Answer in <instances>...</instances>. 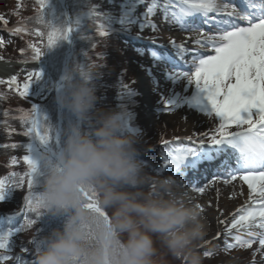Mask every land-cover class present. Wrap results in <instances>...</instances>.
Returning a JSON list of instances; mask_svg holds the SVG:
<instances>
[{"label": "rangeland", "instance_id": "1", "mask_svg": "<svg viewBox=\"0 0 264 264\" xmlns=\"http://www.w3.org/2000/svg\"><path fill=\"white\" fill-rule=\"evenodd\" d=\"M192 2L193 0H144L139 11L140 24L146 28L145 32L148 35L154 37H146L147 35L142 32L138 40L132 42L129 39L130 48L122 42H128V39H109L110 37H106L107 35L102 32L103 41L100 40V44L115 49L120 48L119 51L116 50V57L122 59L120 63L113 61L108 67L104 65L106 59L100 61V66L103 64V72L99 71L100 67L92 68V48L87 45L81 47L78 66L85 72L81 86L97 87L96 91L101 95V99L96 112L103 116V122L88 132L89 140L86 136L89 158L92 162L98 163L89 173H94L93 179L104 191L112 188L113 184H118L116 181L119 178L127 183V171L121 159L110 160L113 154L109 149L112 147L110 145L117 141L118 143L137 142L138 153L149 160L150 154L153 156V152L149 150L165 138L169 145L176 144L174 148L184 154L186 161L182 166H178L172 160L169 165H163L166 158L160 163L153 160V164L157 165L160 172L158 169L154 171L153 178L139 179L136 191L138 196L143 195L142 201L148 203L139 206L137 200L131 199L135 203L132 206V201L128 202L134 210V215L142 213L145 219L136 230L138 238L129 241L128 245L136 250L141 263L182 264L176 261L175 255L182 260L186 257L185 253H189L187 257L189 264H264V169L251 171L241 163L239 171L234 172L231 156L236 153L233 150L237 149V152L242 154H245V150L239 151V148L233 145L220 144L222 139L220 137H225L226 134L237 129L252 127L264 117V68L261 64L253 65L251 62L247 63L246 68L228 66L225 53L217 49L222 41L216 40V37H212L214 40L209 43L202 40L183 44L170 36H165L164 28L173 26L178 20L179 9ZM5 5L7 9L13 10L12 14L16 17L18 15L14 11L16 10L14 6L21 9L27 7L35 12L40 10V3L34 0H9ZM102 5L104 8L110 6L107 2ZM36 16L37 22H42L38 27L47 28L41 13L37 12ZM84 37L93 38L89 35L80 38L84 39ZM31 44L35 47V55L39 57L41 52L39 47L35 43L31 42ZM87 44L95 45L93 42ZM66 45L62 46V52L65 51ZM14 46L18 47L17 44L12 47ZM9 50L11 53H16L13 49ZM170 52L175 53L174 56L169 55ZM111 61L112 59L109 58L108 62ZM249 65L252 67L250 68ZM94 74L100 75L96 78ZM122 76L129 88L136 91L133 92L137 96L136 102H139L138 105H133L132 99L125 101L126 106L118 115L122 117L126 112L133 110L134 116L132 113V117L122 123L125 130L127 125L133 137L131 134L125 136L120 132L116 114L106 111L107 105L104 103L105 95H108L105 86L115 87V83ZM18 85L20 88L15 89L27 95L29 102L45 100L43 89L30 77L26 83L19 82ZM94 97H96L94 102H97L98 94L94 93ZM42 116L41 112H36L33 116L35 121L30 120L31 130L35 129L38 139L29 147L26 152L28 155H24V161L28 163L29 157L39 160L43 154L40 150L43 148L48 153V157H43L41 163L53 167L54 181L60 180L61 176H65V172L60 173L57 167L56 157L59 149L57 146L51 147L50 142L44 139L41 133ZM5 130L6 127H0V135L1 138L3 137L0 140V151L5 145L7 151L9 150L8 145L4 143L9 133ZM259 131L260 136L259 134L243 135L241 140L246 142L243 146H249L255 140L261 145L264 142V127ZM9 135L12 136V132ZM175 139L179 140L174 142ZM218 145L224 148L220 149ZM79 150L82 153L85 150L81 143ZM115 151L118 153V150ZM1 158L3 161L5 156ZM246 160L247 157L244 156L243 161ZM39 164L40 162L36 163ZM138 166L141 170L140 174L146 173L145 165ZM98 179L101 182H98ZM22 183L18 184V187ZM196 186H200L199 189L205 198L195 206L194 210L198 217L192 220L195 228H190L186 222V213H182L181 204H178L174 197L182 191L194 190ZM143 188H148L150 196ZM0 194H5V191ZM52 194H54L53 188H43L34 192L37 196L34 199L41 201L46 196V201L40 203H44L51 210ZM109 195L106 196L109 198ZM15 200L12 204L4 206L12 209L23 202L21 197ZM205 200L210 202L211 206L204 204ZM79 201L84 204L82 197ZM85 202L91 203L92 198L87 195ZM32 204L37 203L34 201ZM23 216L24 214L21 220L25 218ZM92 219L95 220L94 217ZM98 219L97 216L94 224L99 229L102 226L98 223ZM200 225H204L206 230H200L198 228ZM102 229L104 238L105 224ZM158 230L164 232L162 236L155 234L159 233ZM0 232V238L7 237L4 236L6 234L4 229ZM36 233V230L29 229L24 236L29 239ZM69 247L72 251V242ZM99 250L102 264H108L109 261L116 263L112 255L115 250L113 247H110L109 261L105 259L103 261L104 250L101 247ZM124 258L127 261L125 264H136L125 253ZM95 264H98L97 259Z\"/></svg>", "mask_w": 264, "mask_h": 264}, {"label": "trees", "instance_id": "2", "mask_svg": "<svg viewBox=\"0 0 264 264\" xmlns=\"http://www.w3.org/2000/svg\"><path fill=\"white\" fill-rule=\"evenodd\" d=\"M68 2L72 15L74 16L75 51L77 54L79 55L81 47L87 45L89 48H92V68L100 67L99 71L102 72L103 64L100 66V61L106 59L107 62L104 63V65H107V67L109 64H113V61L114 63H120L122 59L116 57V50L119 51L120 48L115 49L111 46L107 47V45H101L100 40L103 41V37H101L102 32L107 35L106 37H110L109 39L114 38V40H117L119 35L114 32L126 29L133 30L132 25H129V20L126 21L124 17V13L127 11L124 0H68ZM104 2L109 3L110 6L104 8L102 5ZM28 11L29 9L26 8L25 12ZM32 14H35L34 10ZM41 15L43 17V23H46L47 28L37 30V32L33 34L38 36L45 30V34L48 36V32L52 30L50 34L52 43L51 51L53 53L55 52L56 55L64 45V33H62L64 31H62V29H64L65 23L63 10L58 0H48V6H43ZM83 35H89L93 38L84 37V39H81L80 37ZM35 36H31V38L40 49L44 45L45 36ZM48 42L49 41H47L44 46V50L46 51ZM88 42H93L95 45L90 46L87 44ZM52 52L51 55L53 54ZM109 58L112 59L111 62H108ZM99 71L96 72L99 73ZM83 72L84 71L79 69L77 61L72 73L73 79L77 82L75 92L69 88L65 100L66 113L64 120L66 135L64 138H66L67 144L69 142V137H72L76 141H83L86 144V136L89 140L88 132L91 131L90 129L93 130L103 122V116H100L96 112V108L100 104L101 95L96 91V86L92 85L90 88L81 86L84 78L83 75L85 74V72ZM99 75L100 74H94V77L97 78ZM123 79L125 80L122 76V78L115 83V87H107L104 84L108 95H105L102 91L106 99V102H104L107 105L106 111H112L114 115L120 107L118 98L122 96L123 99L125 98L124 96L127 95L125 86L127 82L126 80L123 81ZM117 90L121 91L119 95L117 94ZM94 93L98 94L99 100L97 102H94L96 99ZM17 101H20V99ZM51 101H48V105L45 106L49 113L48 122L50 125V137H52V131H54L56 125L55 105L53 99ZM123 101L124 99L122 102ZM69 102H73L72 104L75 110H72V107L68 109ZM86 102L88 106L85 104ZM27 105L28 102L22 100L16 105L13 112H11L9 108L4 111H7L6 114L13 117L15 124H9L8 129L7 125L5 126V131L9 133L6 135L4 143L8 145L9 150L7 151V146L5 145L0 151V180L3 183V185L0 186V192L5 191V194H0V231L5 229L7 233L6 236H8L6 238H0V264L1 262L5 264H95L96 259L98 264H102L99 259V249L104 234L102 229V227H104V219L99 217L98 223L102 227L98 229L94 224V221L97 220L96 216L91 214L92 212L82 211L77 206L71 183L66 174L65 176H61L60 180L54 181L53 173L46 163L35 169V172H32L31 169H28L27 163L24 161V155H28L26 152H28L31 146L28 133L29 124L27 120L24 119L25 115L31 114L26 107ZM78 114L80 118L76 119ZM72 119L76 120L70 123L69 121ZM117 123L120 132L126 136L127 134L122 128L121 120L117 119ZM73 125H75V130L73 129ZM72 130H74L73 134ZM11 132L12 136L9 135ZM9 136L11 137L9 138ZM94 141L95 139L93 138V142ZM118 142L119 141L115 144H111V148L109 147L113 152L110 156V160L117 159L120 161L121 159L127 171V181L129 183H125V181L119 178L118 181H116L118 184H113L112 188H108L106 191L103 189L101 190L98 187L99 184L97 181L95 182L93 179L92 174L94 173H89L98 163L97 161L92 162L89 158L88 150H86L87 146H85V151L80 157L81 171L77 179L79 184L82 187H86L90 195L97 199L109 212L111 222L116 228L114 245L123 247L124 249L119 250L117 253H113L115 255L113 256L116 262L115 264H125L126 260L124 258V253L136 264H143L141 260L138 259L136 250L128 245L129 241L138 238L139 235L137 236L136 230L145 219H143L142 213L134 215V210L131 209L132 207L128 205V202H130L131 199L137 200L139 206H143V203H148L147 201H142L144 199L143 195L138 196L136 191L137 186H139V179H148L149 165L140 159L141 154L133 147V145H137V142ZM16 146L17 148H15ZM115 150H118V153ZM1 156H5L3 161ZM69 161L72 165L70 157ZM141 164L146 166V173L144 174H140L141 170L138 165ZM7 171L17 172L18 175L9 174ZM61 172L60 169V173ZM52 182L56 184H54V194H52L53 207L51 210L47 208L44 203H40L46 201V196L41 201L34 199V197H37L34 193L31 195L26 194L24 198L26 190L32 188L34 184L38 185L43 183L45 184L44 186H46ZM98 182H101V180L98 179ZM21 183L22 185L18 187V184ZM133 185L136 187H132ZM106 195H109V198ZM17 197L26 199L25 204L28 205L25 214L23 213V217H25L23 220H21L22 215L10 218L8 216L10 215L8 211L12 210L14 207H12V209H7L4 206L12 204ZM145 199L147 200V197ZM34 201L37 204H32ZM131 204L132 206L135 205L133 201ZM1 211L6 212L3 213ZM93 217L95 220L92 219ZM90 224L91 226H89ZM89 227L90 229H88ZM29 229H34L37 233L34 235L32 234L33 236L31 235L29 239H26L24 233ZM162 233L164 232L159 231V233L156 232L155 234L162 236ZM130 234H132V236H129ZM71 242L72 252L74 251L76 254V258L74 259L70 258L72 256L69 247ZM6 248L8 249L6 250ZM175 259L176 261L178 260L179 263L189 264V258L181 260L175 255Z\"/></svg>", "mask_w": 264, "mask_h": 264}, {"label": "bare ground", "instance_id": "3", "mask_svg": "<svg viewBox=\"0 0 264 264\" xmlns=\"http://www.w3.org/2000/svg\"><path fill=\"white\" fill-rule=\"evenodd\" d=\"M141 1L142 0H136L137 4H140ZM222 1H227L231 4L234 2H240V0ZM142 4L140 7H142ZM207 5L208 7L210 5V7L208 8ZM180 9L178 12V20L173 23V26H166L164 28L165 36H170L174 40L180 41L183 44L187 42H201L202 40L209 43L210 40H212V37H217L223 32H225L224 37H226V35H228L226 29L234 28V30H231L233 32H230L233 33V35L229 37L230 43L225 44L222 47V51L228 56L227 65L233 68H238L245 67L248 62H251L253 65L261 64L264 68V58L262 59L261 57L264 53V24L244 27L235 16L228 14L230 11V6L228 4L222 3L221 5L220 3H217L216 0H193L192 3H189L187 6H184L183 9ZM216 9L219 11L212 14L206 11ZM237 11L238 10H236V12ZM210 24H214V35L212 34V30H205L210 27ZM74 36L75 34L73 33L72 37ZM174 54L175 53H169L171 56ZM5 62H0V77L5 78L8 82H12L9 85L10 87L20 88V86L14 81V78L18 75V72L14 68L18 64L13 61ZM249 67L251 68L252 66L249 65ZM63 83L64 81L59 82L58 92L61 91ZM6 91L9 92V90L4 89L2 93L6 94ZM16 97L22 98L24 97V94L17 91ZM199 187H196L194 190L182 191L174 197L176 202L181 204L182 213H186V222L189 224L188 226H190V228H195L194 224H192V220L195 217H198L197 212L194 210L195 206L200 204L205 198ZM81 189L87 191L86 187L81 186ZM87 192L90 194L89 191ZM204 204L211 206V203L206 200L204 201ZM198 228L200 230H206L204 225H200ZM220 229H222V227H220ZM110 238L111 235L109 234L107 241H110ZM108 246L106 245V248H108Z\"/></svg>", "mask_w": 264, "mask_h": 264}]
</instances>
